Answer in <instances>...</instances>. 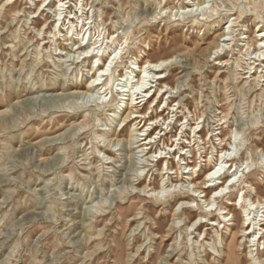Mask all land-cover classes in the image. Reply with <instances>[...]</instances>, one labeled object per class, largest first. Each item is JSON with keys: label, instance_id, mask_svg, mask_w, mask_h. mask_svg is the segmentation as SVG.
<instances>
[{"label": "clouds", "instance_id": "obj_1", "mask_svg": "<svg viewBox=\"0 0 264 264\" xmlns=\"http://www.w3.org/2000/svg\"><path fill=\"white\" fill-rule=\"evenodd\" d=\"M261 29L264 0H0V264H264Z\"/></svg>", "mask_w": 264, "mask_h": 264}, {"label": "rangeland", "instance_id": "obj_2", "mask_svg": "<svg viewBox=\"0 0 264 264\" xmlns=\"http://www.w3.org/2000/svg\"><path fill=\"white\" fill-rule=\"evenodd\" d=\"M167 7H168V5H166ZM106 12H107V15L108 16H110L111 15V13H112V9L111 8H107L106 9ZM105 19H107V16L105 17ZM256 33L255 32H253L251 35H250V38L249 39H251L252 38V35H255ZM45 46H47V45H45ZM254 48V47H253ZM261 64H264V62L263 63H261ZM261 64H257L256 65V67H261ZM218 70V69H217ZM223 75V74H222ZM162 100H163V98H162ZM148 105V104H147ZM147 105H145V109L147 108ZM159 104H157V106H158ZM154 119L155 117L154 116H152L151 114L149 115V119ZM159 129V125H157V127L152 131L153 133H152V135L153 134H155V132L157 131ZM178 131V130H177ZM201 131H203L202 129H201ZM165 135H169V133H165ZM165 142H167V141H165ZM176 154H175V151L173 152V156H175ZM164 162H165V158L164 159H162L160 162H158V165L159 166H161V167H163V165H164ZM169 163H172V165H173V167L175 166V161L174 160H172V159H169V161H168Z\"/></svg>", "mask_w": 264, "mask_h": 264}, {"label": "bare ground", "instance_id": "obj_3", "mask_svg": "<svg viewBox=\"0 0 264 264\" xmlns=\"http://www.w3.org/2000/svg\"><path fill=\"white\" fill-rule=\"evenodd\" d=\"M165 7H167L166 5H165ZM260 31H264V29H261ZM249 38H250V36H249ZM261 43H264V36H261ZM257 51V48L254 46V48H253V52L255 53ZM264 62V60H262L261 61V63H263ZM260 70V68L259 67H256L255 66V69L253 70V72H252V75L253 76H256L257 74H258V71ZM155 97V93H153V97H150L149 98V100L145 103V105H147V104H149V103H151V100L153 99ZM162 102V97H161V100L160 101H157V104H159V103H161ZM151 119V118H150ZM157 126H155L150 132H149V136H151L152 135V131L156 128ZM176 154V153H175ZM162 159H164V157H161L159 160H158V162H160ZM157 162V163H158Z\"/></svg>", "mask_w": 264, "mask_h": 264}]
</instances>
